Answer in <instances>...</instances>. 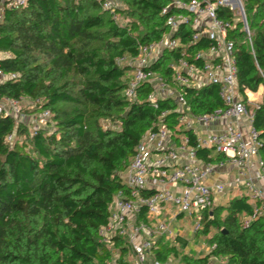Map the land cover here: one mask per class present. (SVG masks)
<instances>
[{
	"label": "trees",
	"instance_id": "obj_1",
	"mask_svg": "<svg viewBox=\"0 0 264 264\" xmlns=\"http://www.w3.org/2000/svg\"><path fill=\"white\" fill-rule=\"evenodd\" d=\"M242 1L251 46L232 11L220 7L218 15L234 24L229 36L236 46L238 89L246 98L247 91L256 92L264 85V0ZM169 2L131 0V15L137 22L129 25L117 23L99 0H31L23 8L6 9L0 23V51L8 56L0 60V67L18 77L0 82V98L41 99L42 106L51 110L56 129L51 133L37 129L32 153L19 140L26 129L12 115H0V264H110L113 252L102 242L100 229L109 223L115 194L127 192L123 174L142 136L162 111L170 110L166 122L176 139L186 134L189 146H197L193 131L179 123L180 111L173 99L163 98L158 108L153 107L147 98L152 90L148 84L135 100L124 95L130 67L119 60L136 56L140 44L159 41L169 32L167 16L162 14ZM192 33L184 26L179 29L176 35L186 46L164 51L155 63L154 69L168 80L172 71L167 60L179 59L182 48L192 58L211 45L205 37L189 44ZM184 94L193 114L224 107L214 84L187 87ZM65 104L70 107H62ZM248 108L254 113L264 161V99ZM96 117L114 118L120 125L117 129L94 126ZM212 152L199 148L196 154L204 162L225 159ZM211 208L203 211V227L196 235L215 228L209 237L213 248L194 261L264 264V216L245 223L242 215L253 212L248 197ZM115 241L122 257L129 249L127 240ZM157 242L152 263L166 264L170 254H179L175 246L162 245L160 238ZM181 255L185 264L188 256Z\"/></svg>",
	"mask_w": 264,
	"mask_h": 264
},
{
	"label": "built area",
	"instance_id": "obj_2",
	"mask_svg": "<svg viewBox=\"0 0 264 264\" xmlns=\"http://www.w3.org/2000/svg\"><path fill=\"white\" fill-rule=\"evenodd\" d=\"M30 1L0 0V23L6 9H20ZM99 1L104 9L116 11L111 1ZM220 7L228 8L234 13L235 20L242 22L251 46L252 34L242 0H170L162 10L167 16L169 35L150 44H140L136 56H124L119 60H128L131 67L124 90L126 98L135 100L139 89L148 84L152 90L147 98L153 107L158 108L163 98L173 99L180 111L179 123L184 130L193 131L197 143L196 147L189 146L186 134L178 141L177 134L166 122L170 110H164L154 127L137 144L123 174L127 192L120 190L115 194L109 208V223L100 229L102 242L110 246H115L117 237L127 240L134 256L132 264H150L158 239L163 235L170 239L176 236L170 222L163 218L169 207L179 208V213L196 215L200 223L203 211L210 209L216 198L224 193V183L208 184L223 163L197 161L199 148L212 149L223 155L225 161L237 170L235 183L245 189L246 197L253 205V212L246 216L245 223L264 216V188L261 185L264 183V161L259 154V130L254 126V113L248 109L238 89L236 46L229 36L234 24L219 17ZM183 26L193 30L189 44L205 37L211 45L194 52L192 58L182 48L180 58L169 64L172 76L168 80L154 69V65L162 52L186 46L176 35ZM7 56L8 53L0 51V60ZM17 77L16 72L7 73L0 67V82ZM213 84L219 87L224 107L212 113L193 114L184 89ZM24 99L28 98H0V115H13ZM31 101L42 109V119L51 117V110L42 106L41 99ZM243 118L248 126L247 132L241 125ZM228 119L234 121L216 130L207 128L211 123ZM8 138L12 141L14 135ZM254 159L256 168H253ZM119 258L113 257L110 264H125L120 263ZM154 264L161 262L155 261Z\"/></svg>",
	"mask_w": 264,
	"mask_h": 264
},
{
	"label": "rangeland",
	"instance_id": "obj_3",
	"mask_svg": "<svg viewBox=\"0 0 264 264\" xmlns=\"http://www.w3.org/2000/svg\"><path fill=\"white\" fill-rule=\"evenodd\" d=\"M85 3L88 0H81ZM113 3L115 8L122 10L123 12L113 13L109 10L110 13L113 14L114 20L122 25L134 24L137 22L136 17L131 15L132 3L131 0H109ZM145 29V27H142ZM169 35V32L166 34ZM164 52H162L163 54ZM172 61L167 60V64H170ZM122 66H128V60L120 61ZM131 69V67H130ZM130 72V70H129ZM256 95H258V91H256ZM62 107L69 108L70 105L65 104ZM9 108V107H8ZM41 108L33 103L31 99L21 100L17 111L13 113V117L15 119V123L20 125L21 128L26 129V133L19 136V140L26 143L28 150L33 153V137L37 129H42L46 133H51L56 129V121L53 118V115L49 119H42L40 116ZM92 123L94 126L99 125L104 129H117L119 127V122L114 118H93ZM227 203L225 197H218L215 203ZM212 209V208H211ZM179 210V208L175 209V211ZM178 212V211H177ZM203 219L199 223L197 221V216L193 214L186 213L182 217H180L177 221L173 223L172 229L176 231V236L174 238L168 239L165 235L160 237V240H163L162 245L165 246H175L178 251V255L170 254V260L166 264H184L181 262V257L183 255H187L188 259L185 264H198L196 259L201 256L206 255L211 250V246L209 247V237L215 233V228H211L210 233L205 234L201 233L200 235H196L197 230L203 227ZM199 227V228H198ZM178 235V236H177ZM165 240V241H164ZM113 252V257H117L118 249L113 246H110ZM118 252V253H117ZM215 260V259H214ZM222 263V261H218Z\"/></svg>",
	"mask_w": 264,
	"mask_h": 264
},
{
	"label": "crops",
	"instance_id": "obj_4",
	"mask_svg": "<svg viewBox=\"0 0 264 264\" xmlns=\"http://www.w3.org/2000/svg\"><path fill=\"white\" fill-rule=\"evenodd\" d=\"M256 93L257 92L247 91L246 98H244V99H245L248 107H255L260 102L263 101V99H264V85H261L259 87L258 95H256ZM232 121H234V119H228L226 121L214 122V123H211L207 128L211 129V130H216V129H219V128L223 127L226 123H229V122H232ZM241 125L243 126L245 131L248 130V126H247V123L245 121V118H243L241 120ZM216 154L217 153H215V152L211 153V155H216ZM196 160L199 161V162H204L199 157ZM214 163H223V165H221L219 167L218 171L211 176V179L208 180V184H210V185H213V184H216V183H220V182L225 184L224 193L221 194L218 197H222L223 196V197H225L226 201L228 202L229 200H231V199H233L235 197H241L243 195L246 196L245 189L242 186L237 185L235 183V178L237 176V170L235 169V167H233V165H231L229 162L227 163V161H225V159L224 160H218V161H216ZM253 163H254L253 164V168H256L257 167L256 159H254ZM261 185L264 188V183L263 182H261ZM215 204H222V203L219 202V203H215ZM175 209L176 208H174V207H169V209H167L165 211L164 217H163V218H165L166 220H168L170 222L171 226L173 225V223L175 221H177L180 217H182L184 215V213H179V212L175 211ZM246 216L247 215H244V214L242 215V217L244 219L246 218ZM144 220L147 221L146 218H144ZM175 234H177L176 231H175ZM168 239H170V238H168ZM209 247H210V245H209ZM118 252H117L118 253L117 256L120 257L121 251H118ZM152 256L150 258V264H154V263H152ZM119 259H120L121 262H125V264H132V262L134 260V256H133V253H132L131 249L129 248L126 251V253H124L123 256L120 257Z\"/></svg>",
	"mask_w": 264,
	"mask_h": 264
},
{
	"label": "water",
	"instance_id": "obj_5",
	"mask_svg": "<svg viewBox=\"0 0 264 264\" xmlns=\"http://www.w3.org/2000/svg\"><path fill=\"white\" fill-rule=\"evenodd\" d=\"M174 36V35H173Z\"/></svg>",
	"mask_w": 264,
	"mask_h": 264
}]
</instances>
